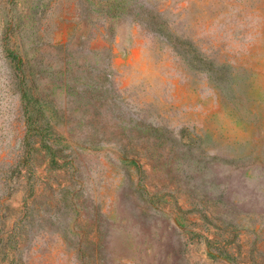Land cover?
Wrapping results in <instances>:
<instances>
[{"label": "rangeland", "instance_id": "1", "mask_svg": "<svg viewBox=\"0 0 264 264\" xmlns=\"http://www.w3.org/2000/svg\"><path fill=\"white\" fill-rule=\"evenodd\" d=\"M0 264H264V0H0Z\"/></svg>", "mask_w": 264, "mask_h": 264}]
</instances>
